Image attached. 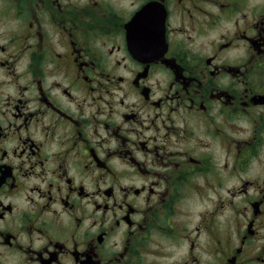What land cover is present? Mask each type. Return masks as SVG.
I'll return each instance as SVG.
<instances>
[{"label":"flooded vegetation","instance_id":"1","mask_svg":"<svg viewBox=\"0 0 264 264\" xmlns=\"http://www.w3.org/2000/svg\"><path fill=\"white\" fill-rule=\"evenodd\" d=\"M0 264H264V0H0Z\"/></svg>","mask_w":264,"mask_h":264},{"label":"rangeland","instance_id":"2","mask_svg":"<svg viewBox=\"0 0 264 264\" xmlns=\"http://www.w3.org/2000/svg\"><path fill=\"white\" fill-rule=\"evenodd\" d=\"M221 200L218 199L217 197L212 198V212L215 211V207L220 206L219 202ZM226 204H224L225 206ZM229 214V210L227 208L225 209H220L219 212L217 213V222H221L224 224V221L227 218V215Z\"/></svg>","mask_w":264,"mask_h":264}]
</instances>
